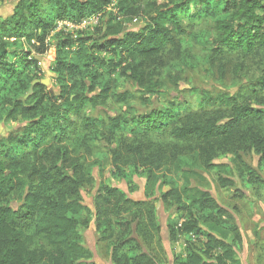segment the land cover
<instances>
[{"label":"trees","instance_id":"obj_1","mask_svg":"<svg viewBox=\"0 0 264 264\" xmlns=\"http://www.w3.org/2000/svg\"><path fill=\"white\" fill-rule=\"evenodd\" d=\"M7 3L0 15V123L19 127L0 137V264L92 259L81 229L89 227L82 191L93 181L74 155L91 142L112 157L94 202L96 228L112 232L105 234L113 240L112 264H159L136 238L148 247L160 241L155 210L110 185L127 167L144 168L153 187L171 167L182 173L185 185L161 195L179 214L170 242L186 245L175 264H239L243 237L233 215L190 183L200 166L237 199L246 198L238 180L245 189L264 187V0H0ZM112 5L118 13L91 34L58 31L62 21L81 26ZM136 19L144 25L129 29ZM195 44L202 58H195ZM52 48L50 88L41 83L40 57ZM196 64L221 80L231 72L238 91L195 89L191 101L178 86ZM252 67L258 75H244Z\"/></svg>","mask_w":264,"mask_h":264},{"label":"rangeland","instance_id":"obj_2","mask_svg":"<svg viewBox=\"0 0 264 264\" xmlns=\"http://www.w3.org/2000/svg\"><path fill=\"white\" fill-rule=\"evenodd\" d=\"M0 5V15L8 10L9 3ZM110 13L117 14V8L112 5L106 13L102 15H94L87 18L86 24L77 26L71 21H62L58 25V31L65 33H80L82 30L88 34L95 31V28L100 22L106 21ZM129 29H139L144 25L142 20L136 19L131 23L126 24ZM195 49L193 54L195 58H202V47L197 44L194 45ZM56 59V50L52 48L44 57H40L41 72L40 77L44 80L50 81V88H52L53 81L49 75L50 65ZM174 58L169 59V63H172ZM196 63V61H194ZM209 70L203 65L196 64L193 67L185 68L182 78L179 83V92H184L191 101L196 100L197 94L192 95L191 92L204 91L212 94L219 93H235L239 89V79L236 78L231 72L228 73L224 80L219 79L216 73H209ZM255 71V73H254ZM252 72V73H251ZM244 75H258V71L255 67H252L249 74ZM175 90L172 96L176 97ZM163 100H158L155 104H161ZM108 111V110H107ZM104 112H97L102 114ZM19 126L16 123H0V137H6ZM166 143H170L172 140L166 138ZM131 143V142H129ZM182 150L190 152L186 146ZM76 157H80L85 161L86 168L93 181L91 186L83 189L82 201L87 207L88 212L86 214V221L89 223V227L81 229L83 236V244L91 252L92 259L88 261V264H112L111 261V247L113 240L107 241L106 233L112 234V232L102 233L96 228L95 224V197L98 193L104 180L101 176V169H109L112 166V157L101 145L95 142H91L87 148H79L74 153ZM248 162L258 168V158L255 156H249ZM220 163L229 167H233V163L230 158H223ZM199 165V164H198ZM115 172V170L113 169ZM195 173L192 177L190 186L193 188L208 191L217 200V202L224 208H226L234 217L236 224L238 225L243 237V246L238 250L236 260L239 264H264V187L257 189H245L240 186L239 180L238 187L243 189L246 198L241 200L234 198V189L220 188L214 178L206 173L202 168H195ZM264 177V171L262 172ZM160 182L155 186L149 185L147 181V172L144 168H139V171L126 168V176L124 178H112L110 185L123 191L126 196L134 202H142L150 205L155 210V217L157 223L161 228V239L158 242L153 238L151 245L145 244V239L136 236L142 249L145 252H151L154 257L159 261V264H175V260L182 252L180 245H173L169 239L168 228L170 224L176 223L178 220L177 208L174 204H165L161 195L163 193L172 190V187L181 189L185 185L182 173L176 170L174 167L161 172L159 174ZM167 184H164V183ZM118 230L114 231L117 234ZM37 243H42L40 237H36Z\"/></svg>","mask_w":264,"mask_h":264},{"label":"water","instance_id":"obj_3","mask_svg":"<svg viewBox=\"0 0 264 264\" xmlns=\"http://www.w3.org/2000/svg\"><path fill=\"white\" fill-rule=\"evenodd\" d=\"M38 83H39V81H35V82L33 83V86L36 85V84H38ZM41 83H42L43 85L47 86V87L50 86V81H49V80H43V81H41ZM32 91H33V88L30 89V93H32Z\"/></svg>","mask_w":264,"mask_h":264},{"label":"built area","instance_id":"obj_4","mask_svg":"<svg viewBox=\"0 0 264 264\" xmlns=\"http://www.w3.org/2000/svg\"><path fill=\"white\" fill-rule=\"evenodd\" d=\"M84 25L86 24V21H84V23H83ZM82 24V25H83ZM192 237V240L193 241H195V237L194 236H191ZM180 246H181V248H184L186 245L184 244V245H182V244H179Z\"/></svg>","mask_w":264,"mask_h":264}]
</instances>
